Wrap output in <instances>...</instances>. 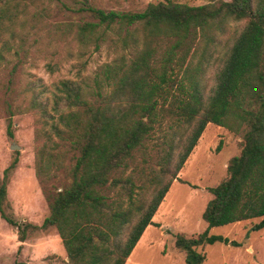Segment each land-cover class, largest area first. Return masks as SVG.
Masks as SVG:
<instances>
[{
  "label": "trees",
  "instance_id": "trees-1",
  "mask_svg": "<svg viewBox=\"0 0 264 264\" xmlns=\"http://www.w3.org/2000/svg\"><path fill=\"white\" fill-rule=\"evenodd\" d=\"M81 9L94 20L70 28L79 54L107 42L120 45L121 54L100 67L92 79L79 75L43 88H39L40 80L28 85L31 98L26 109L39 113L43 123L37 130V137L44 141L35 166L40 182L44 185L55 175L53 171L66 167L64 158L70 152L74 162L69 169L71 181L48 195L50 214L42 224L19 222L8 213L12 208L8 184L18 158L4 170L0 215L18 228L19 239L25 241L30 233L54 226L71 264H125L171 184L180 180L181 169L210 122L242 133V150L229 160L228 176L209 188L214 196L202 214L208 228L190 237L178 233L176 245L185 251L186 264H203L206 255L199 246L229 243V238L211 234V227L260 218L253 229H263L264 0H213L201 5L168 0L150 3L141 11ZM42 15L33 13L32 19ZM29 17L26 0H0V67L14 41L25 40ZM231 21L245 23L207 93L203 74L209 60L203 58L204 51L194 68L187 59L201 37L207 44L216 41V34ZM165 44L160 53L159 47ZM168 121L173 122L171 126L193 125L175 163L174 138L158 143L162 173L172 163L174 167L144 206L136 193V178L120 171ZM12 128L10 116V136ZM108 188L118 190L111 201L105 192Z\"/></svg>",
  "mask_w": 264,
  "mask_h": 264
},
{
  "label": "rangeland",
  "instance_id": "rangeland-1",
  "mask_svg": "<svg viewBox=\"0 0 264 264\" xmlns=\"http://www.w3.org/2000/svg\"><path fill=\"white\" fill-rule=\"evenodd\" d=\"M26 1L29 4L30 17L24 28L25 40L18 38L14 41L7 61L0 67V185L4 170L17 157L18 163L8 184V200L12 208L7 211L19 222L42 224L50 214L51 199L48 195H55L71 181L69 169L74 159L73 152H70L64 158L66 167L53 171L55 175L44 185L40 182L35 166L38 150L44 141V138L37 137V130L43 123L39 113L26 109L31 98L28 85L31 81L40 80L39 88H43L60 79L77 78L79 75L92 79L100 67L113 62L121 54V46H115L111 42L103 43L100 49L89 46L79 54L70 28L75 23L94 20L82 7L141 11L150 3L168 0ZM172 1L201 5L213 0ZM36 12H43V15L32 19ZM244 23L229 22L223 32L216 34V41L212 43L207 44L206 39L201 37L196 44V51L187 59V63L194 68L201 61L204 51L203 58L209 60L203 74L207 93L213 89L216 73ZM194 44L191 43L192 46ZM166 47L167 44L159 47V52L163 53ZM15 64L17 67L12 75ZM50 64H56V69L52 70ZM10 116L13 121V136L8 134ZM171 124L173 122L168 121L158 127L146 145L134 153L129 160V166L120 171L136 178V193L144 206L169 179L177 153L187 141L193 125ZM169 138H174L173 141L178 147L169 171L162 173L158 143ZM13 145L18 147L14 148ZM242 145V133L216 123L210 122L206 125L179 173L180 180L173 181L160 204L155 224L147 227L125 264H186V253L176 245V235L182 233L190 237L208 228L202 214L208 201L214 196L209 188L228 176V162L241 152ZM158 179L162 183L158 184ZM105 192L110 201L118 195V190L112 188ZM138 215L136 214L135 219ZM258 221L260 218H253L211 227V234L223 235L229 238V243L217 241L199 246L198 250L206 255L203 264H264V228L253 229ZM127 230L128 228L125 232ZM19 261L27 264H71L56 227L36 230L25 241H21L18 228L0 215V264H16Z\"/></svg>",
  "mask_w": 264,
  "mask_h": 264
},
{
  "label": "crops",
  "instance_id": "crops-1",
  "mask_svg": "<svg viewBox=\"0 0 264 264\" xmlns=\"http://www.w3.org/2000/svg\"><path fill=\"white\" fill-rule=\"evenodd\" d=\"M227 166H228V165H227ZM176 180H177V179H176ZM167 193H168V192H167ZM165 197H166V196H165ZM164 199H165V198H164ZM162 202H163V201H162ZM162 202H161V203H162ZM155 216H156V213L154 214V216H153V218H152V223H150L148 226L155 224V222H154V221H155ZM240 222H241V221H240ZM235 223H236V222H235ZM148 226H147V227H148ZM147 227H146V229L144 230V233H145V231L147 230ZM144 233H143V234H144ZM143 234H142V236H143ZM142 236H141V237H142ZM140 239H141V238H140ZM140 239H139V240H140Z\"/></svg>",
  "mask_w": 264,
  "mask_h": 264
},
{
  "label": "water",
  "instance_id": "water-1",
  "mask_svg": "<svg viewBox=\"0 0 264 264\" xmlns=\"http://www.w3.org/2000/svg\"><path fill=\"white\" fill-rule=\"evenodd\" d=\"M13 147L15 148V147H18V145H13Z\"/></svg>",
  "mask_w": 264,
  "mask_h": 264
}]
</instances>
